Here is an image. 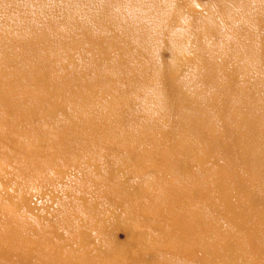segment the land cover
Wrapping results in <instances>:
<instances>
[{
  "label": "bare ground",
  "instance_id": "1",
  "mask_svg": "<svg viewBox=\"0 0 264 264\" xmlns=\"http://www.w3.org/2000/svg\"><path fill=\"white\" fill-rule=\"evenodd\" d=\"M51 1L55 4L58 0ZM230 1H234L235 20H239L238 34L232 31L234 28L228 15L221 10L222 8H217L221 3L223 6V3H231ZM246 1L250 2L249 5L245 4ZM218 3L219 5L212 11L202 14L195 11L196 5L192 0H65L61 16L67 21L68 31H54L52 24H46V28L39 33H33L30 25L22 20L18 31L0 32L2 33L0 40L11 37L13 43L31 62L33 61L28 55L27 47L29 51H38L36 58L38 59V55L41 54L42 61L48 67L45 77H39V81L43 82L38 92H35L32 86L39 84L28 82V77L22 81L24 87L21 92L5 90L7 98L4 103L13 104L16 109L9 107L10 111L6 112V117H1L0 131L7 133L12 130L17 133L19 125L26 122V114L31 115L32 112H36L33 107L45 100L51 109L50 114L60 112L63 116V121L57 123L54 135L51 137L63 144V149L67 152L84 153L90 146L97 145L100 153L105 156H111L112 153L116 156L124 155L122 165L140 164L144 160L160 163L164 167L159 174L161 184L151 181L142 188L137 183L131 184L123 174L119 186L115 184L102 188V182L99 184L89 181L88 184L97 190L92 192V189L86 187V180L82 176L81 181L77 179L80 181L78 184L75 182L78 174L62 168L68 164L67 160L61 158L56 163L53 155L44 154L45 150L42 148L46 146L42 144L49 140L45 134H39L37 143L30 139L20 142L7 138V142L3 143L6 149L2 150V154L11 160L9 165L12 169L6 171L5 164L0 167L2 170L0 192L3 194V199L9 201L20 192V205L25 206L34 217L15 222L3 218L6 216L2 214L0 230L3 243L6 244L1 247L0 243V264H59L48 258L44 259L46 253L43 252L48 239L53 240L57 236L62 238L58 226L75 236L74 240L79 241L82 247H94L88 248L90 250L86 252L88 256L83 260L68 259V264H126L124 260L128 251L123 247L117 250L104 249L102 244L90 237L91 235L83 228V225L88 223L86 221L88 219L79 213L69 211L57 220L58 213L52 212L50 216H46L39 212L37 202L40 194L44 196L52 192L59 197L56 190H59L60 195L63 194L68 198L70 203L81 201L86 216L96 219L95 222L101 230L106 227L109 219L101 218L96 214L100 208L98 198L114 205V209L121 207L128 211L133 221H141L144 218L147 222L149 218V223H144L148 227L142 234L139 232V227L132 229L130 234L133 243L142 242L143 247L146 249L150 247L151 251L155 252L156 261L153 264H174L179 259L178 255L192 251L202 257L203 264H238L239 258L242 264H264V244L259 240V231L264 229V187L249 191L243 179L248 175L255 176L259 183L264 184V168H260L264 165V155L260 154L255 162L250 163L253 168L249 166V162L241 161L242 158L248 160L247 152L250 151V144L258 138L257 133L264 124V82L256 87L243 88L238 76L242 73L249 75L246 71L263 76L264 36L259 35L258 28H264L262 26L264 0H219ZM37 7L45 13L43 0L38 2ZM246 10H250L251 15H247ZM57 11L59 10H55L54 13ZM100 18H104L103 22ZM6 23V28L13 30L12 26ZM78 32H82L89 40L108 38L109 46L116 47L118 54L113 57L108 51L109 47L101 44L99 53L88 52L89 58L83 66L102 67V64L107 62L109 66L106 67V71L109 69L117 71L116 75L111 77L112 88L109 91L114 88L119 90L120 96L116 100L125 108L124 112L127 116L124 119L132 114L136 125L143 126L139 124L144 121L142 111H146V105L149 104L140 100H130L129 89L134 83H138L142 98L146 94L145 91L147 92L146 86L145 91L141 90L145 79H151L152 83L160 82L159 59L163 46L173 47L172 57L176 61L184 59L183 53L187 48L194 47L201 51L193 65L196 71L195 77H199V81L205 79L207 84L221 79L216 85H220L222 97L207 95L197 99L196 103L201 115L189 119L178 114V110L181 109L180 103L183 106V100L175 96L180 92V85L167 88V91L163 88L167 94L157 100L165 109L164 115L168 116L170 112L171 116L168 119L164 116L156 122L162 128L159 131L161 140L154 141L142 137L140 130L135 127L128 131L126 140H119L117 133L113 134L107 127H114L115 130L121 121L117 119L109 123L110 112L104 113L106 107L99 105L97 101L99 95L107 90L96 72L87 85L85 96L70 98L74 94L69 96L66 90L68 88L65 86V76L60 74L59 63L61 54L67 53L68 48L61 46V41L66 33ZM39 36L47 37L48 41H42ZM214 40L216 41L213 42ZM180 65L181 62H176V67ZM57 74L60 77H56ZM80 78L84 82L87 80V77ZM90 85L95 86L90 87ZM11 86L14 87V84L11 83ZM50 87L52 92L48 97L43 96V91ZM197 94L198 92L195 95ZM254 97H257L258 114L256 109H248L245 112L243 109L248 107L246 98L250 101ZM81 98L83 99L80 100ZM66 99L77 100L70 102L66 108L61 106ZM183 99L187 97L184 96ZM92 103V107L86 106ZM221 105L224 106L223 109L219 108ZM77 122L80 124L74 127ZM103 122L107 126L103 127L106 137L102 142L97 140L94 143L97 134L92 133L91 129L100 126ZM67 123L71 128L65 126ZM198 136L201 137L199 141L202 142L203 147L207 148V161L213 166L220 164L221 161L224 164L220 168L216 166L217 170H213L210 174L212 181L207 183L211 185L195 177L191 178L192 184L186 187L183 181L169 172L170 167L173 166L169 162V157L190 154L192 156ZM263 137L264 135L262 136L264 141ZM173 138L178 139L177 144L172 141ZM184 144L185 149L177 150ZM242 147L248 149L244 151ZM163 148L172 150L167 152L165 149L162 150ZM137 149L142 150L140 154L143 160L138 156ZM39 155L41 160L38 158ZM47 163L57 164L53 166L50 175L45 170ZM92 166L97 168L98 163L92 162ZM139 168L140 166H137V172ZM185 168L188 169L189 166ZM126 170L127 175L132 179L134 177L132 171ZM23 175L27 177L24 178ZM191 176H194L193 172ZM29 183H36V186L31 185L38 190L40 187L41 193L40 191L27 193L24 188ZM160 188L162 196L161 193L159 194ZM130 191L140 196V202L145 199L143 207L141 203L139 205L132 202L129 198ZM223 216L228 217L232 224V229H227L229 236L226 235L221 223L218 225V221ZM42 218L50 219V222L54 223L51 230L47 231L48 236L45 229L36 225V220ZM234 227L236 231H233ZM214 230L220 237L209 242L204 235ZM108 241L111 243V240ZM104 244L108 245L105 241ZM189 247L193 248L189 249ZM95 250L101 252L98 262L89 256V253ZM27 251L28 258L25 259L23 253ZM33 257L39 263L32 262ZM138 264L145 263L139 260Z\"/></svg>",
  "mask_w": 264,
  "mask_h": 264
},
{
  "label": "rangeland",
  "instance_id": "2",
  "mask_svg": "<svg viewBox=\"0 0 264 264\" xmlns=\"http://www.w3.org/2000/svg\"><path fill=\"white\" fill-rule=\"evenodd\" d=\"M41 0H0V32L4 33L7 31V33H14L19 30L21 26V21H26L25 24H29L31 31L33 33H39L42 29L46 28V24H52L54 31H68V25L67 21L64 17L61 16L62 8L64 7L65 0H58L55 4L51 0H43L44 1V7H45V13L40 11V9L37 7L38 2ZM194 4L196 5V12L200 13H208L209 11H212L215 7L219 5V0H192ZM231 3H222L217 8H222L221 10L225 12L228 15L229 21L232 24L234 30L233 32L237 33V24L239 23V20H235L234 13L236 9L234 8V1H230ZM249 1H246L245 4L249 5ZM55 10H59L54 13ZM250 10H246L247 15H251ZM23 18V19H21ZM8 22L13 30H8L6 28ZM104 20V18H100V21ZM103 22V21H102ZM264 26V25H262ZM203 29V26L201 27V30ZM260 30L261 36H264V28L260 27L258 28ZM0 33V34H2ZM42 41L47 42V37L39 36ZM109 39L105 38L103 40L99 39H93L89 40L82 32H78L75 34H69L66 33L61 41V46H64L65 48H68L67 53H62L60 56V63H59V70L60 74H63L65 76V86L68 88L66 89L68 91L69 96H74L70 98H80L85 96V90H87V85L89 82L92 81L93 74L96 72L99 77H101V82L105 86L107 92H103L99 95L97 101L99 105L105 106L104 113L110 112V117L108 119V122L110 121H116L119 119L121 121L118 126H116V129L114 130V127H107L105 125V122L101 123L100 126H97L95 128H92L91 131L95 135L94 143L96 141L102 142L104 138L106 137V133L104 131L103 127H107L113 134L114 132L117 133V137L119 140H126L128 131H130L133 127L135 129L140 130V135L142 137H146L148 139H152L154 141L161 140V134L160 130L162 129L160 126L156 124L160 118H164L166 114L164 115L163 111L165 110L162 107V103L157 100L161 98L163 95L166 96L167 93L163 91V88L167 91V88H174L177 85H180L179 93L175 95L177 98H180L183 100V106L181 105V109L178 110V114L180 116H187L190 118H197L201 115L200 110L197 106V99H202L204 96H213L215 98L222 97L221 94V87L218 84L217 81L221 82V79L210 82L209 84L206 83V80L203 79L202 81H199V77L196 76V71L194 68V63L196 61L197 56L201 54V51L197 48H187L186 51L183 53L184 59L181 61L180 59L178 61L174 60L172 57L173 53V47L171 46H163L160 52V59H159V69L161 71L160 75V82L152 83L151 79L147 80L142 85L141 90L145 89V86L147 88V92L145 91V95L140 98V85L138 83H134L130 89H129V99L132 101H142L146 105V111H142L144 113V121H142L139 124L142 125H136L135 124V117L131 114L128 115V117L125 118L126 113L124 112V107L118 103L116 98L120 96V92L117 88L111 89V77H114L116 75V70L109 69L106 71V67L109 66L107 62H104L102 64V67L98 66H90L88 68L84 67L83 64L88 60L89 55L88 52L92 51L95 53H99L100 49L99 47L101 44H105L108 48V51L110 54L115 57L118 54V51L116 50V47H111L108 44ZM214 40L213 42H215ZM28 55L30 59L33 61L31 62L26 55H24L23 52L20 51V48L15 45L12 41L11 37L4 38L3 40H0V119L1 117H6V112L10 111L9 107L12 109H16L15 105L13 104H5L4 100L7 98L6 94L8 91L13 92H21L22 88L24 87V81L25 77H28V82H34L39 85L32 86L34 88L35 92H38L40 90V85L43 82L42 80L39 81V77H45V74L48 71V67L45 65L44 61H42L41 54L37 57L38 51H29V48L27 47ZM181 62V65L179 67H176V62ZM249 73V75L246 74H239L240 78V85L243 88H246L247 86H254L259 85V83L264 82V73L263 76H261L259 73H253L252 71H246ZM262 74V73H261ZM56 77H60L59 74L56 75ZM80 77H87V80L85 82L81 80ZM18 80L20 82H18ZM12 81V82H11ZM17 81V82H16ZM208 81V80H207ZM59 82L62 84V81L59 80ZM144 82V81H142ZM11 83L14 84V87L11 86ZM95 85H90V87H94ZM119 86V85H116ZM143 88V89H142ZM72 89V90H70ZM5 90L7 91L5 93ZM74 90V91H73ZM31 91V89H30ZM52 92V88L50 87L48 90L43 91V96L48 97V95ZM198 92L197 95H195ZM151 96V97H150ZM187 97V99H183V97ZM195 96L196 98L193 99L192 97ZM257 98V97H256ZM256 98L250 99V101L246 98L247 102V108L243 109L245 112L250 109H256L258 114V108L256 106ZM81 98L80 100H82ZM190 99V100H189ZM77 100V99H66L64 104H61L62 107H68L67 105L70 104V102ZM79 100V101H80ZM149 100V101H147ZM14 101V99H12ZM94 101V99H92ZM234 102V101H233ZM92 104H86L88 108L92 107ZM84 106V105H83ZM36 112H32L30 114H26V122L21 123L19 125V131L16 133L15 131H9L7 133H4V131H0V167L4 166L6 171L12 169L11 160L8 157H4L2 154V150L6 149L5 145L3 143L7 142V138H13L14 140H20L21 141H27L30 139V141H33L34 143H37V137H40L39 134H45L49 137V140L46 143H43L42 145L46 146V148H42L45 150V155H53L55 157V162L58 163V160L61 158H64L67 160L68 164L63 166V169H68L70 171H73L77 173V177L75 179V182L79 184L81 181V176L86 180V187H89L92 189V192H97L95 187L88 184L89 181H95L100 184L102 182V188H107L111 186H119L120 184V177L124 174L131 184L137 183L140 187L144 188L148 183L153 181L156 184H161V177L159 176L160 171L164 170V167L160 165V163L157 162H145L141 157V149H137L138 156L143 160L140 164L135 165H122V160L124 155H118L116 156L114 153L111 154V156H105L102 153H100V148L95 146H90L88 150L84 153L78 152L76 153H69L65 149H63V144L60 142H57L54 137H51V135H54L56 125L58 122L63 121V116L61 113H54L50 114L51 109L49 107V104L44 100L40 103H37L35 107ZM32 108V109H33ZM59 108H61L59 106ZM85 108V107H84ZM220 109H223L224 106L221 105L219 107ZM96 110V109H95ZM160 112H158V111ZM16 111V110H15ZM171 113L169 112L168 116H166L165 119L170 118ZM124 119V121H123ZM118 120V121H119ZM18 121V120H16ZM179 122V121H178ZM162 123V122H161ZM80 122H77L74 127L79 125ZM135 124V125H134ZM21 125H24L23 127H20ZM180 125V122H179ZM66 127H70L67 124H65ZM72 127V128H74ZM71 128V127H70ZM168 128V127H167ZM176 128V127H175ZM1 130V126H0ZM177 130V128H176ZM175 131V130H174ZM102 132L101 134H99ZM17 135H16V134ZM166 134V133H165ZM258 138L253 140L252 144H250V151L247 152L248 160L242 158V162H249V166H251L250 163L255 162L258 159V156L261 154L264 155V141L262 140V136L264 135V124L262 125L260 131L257 133ZM139 135V136H140ZM138 138L143 141L140 137ZM201 137L198 136L196 138L197 143H194L195 150L193 155H172L169 157V162L173 164V166L170 167V171L174 177L180 179L183 181L184 185L190 186L192 184L191 178H201L200 180L203 181L206 184L207 181L211 182L212 178L210 174L217 170V167L220 168L224 162H220V164H216V166H213L211 162L207 161L208 158L206 156V149L203 147L202 142L199 141ZM264 138V137H263ZM131 142V138L129 139ZM172 141L177 144L178 139L173 138ZM188 146V145H187ZM185 144L181 147H179L177 150H183L185 149ZM98 151H97V150ZM127 149V148H126ZM166 150L167 152L171 151L170 148H163L162 150ZM244 151L248 149V147H242ZM191 152V150H190ZM189 152V153H190ZM38 158L41 157L40 155ZM264 158V157H263ZM92 162L98 163V167L94 168L92 166ZM240 163V161H239ZM264 164V160H263ZM176 165V166H174ZM192 165V166H190ZM53 166H57V164H51L47 163L45 164V170L50 175L52 174ZM137 166H140L139 171H136ZM186 169L185 167H188ZM264 168V165L260 166V168ZM98 171H96V170ZM120 169V172H119ZM132 171L134 177L130 179V177L127 175V170ZM243 167H241V170ZM255 170V169H254ZM2 171V170H0ZM84 171V173H83ZM110 171V172H109ZM244 171V169H243ZM191 172L194 173V176L190 177ZM4 173V170L3 172ZM241 173V172H240ZM117 174V175H114ZM112 175V177H110ZM26 178L27 176H24ZM79 179V180H77ZM244 179V183L248 186L249 191L254 189H259L260 187H264V184L259 183L255 176H247ZM128 181V182H129ZM36 186V183H31ZM30 183L27 187L24 188V190L27 193L30 192H37L40 191L41 188L38 187L40 190L35 189L34 186H32ZM111 184V185H110ZM114 184V185H113ZM194 185V184H193ZM192 185V186H193ZM61 186V185H60ZM159 187V186H158ZM244 187V186H243ZM2 188V186H0ZM63 188V187H60ZM245 188V187H244ZM61 192V191H60ZM161 193V188L159 189V194ZM56 194L59 195L56 196L52 192L46 193V195L42 196L40 194L39 200L37 202V205L39 206V212L41 214H44L46 216H50L52 212L58 213L57 220L63 215L68 214L69 211H73L76 213H79L82 215V217L88 219V223L83 225V228L86 229L87 233L91 235L90 237L96 239L104 249H111L116 248H125L128 251V255L126 256V260L124 262L126 264H138L139 260L144 262L145 264H153L156 261V254L155 252H152L150 247H143V243H133L131 241V234L130 231L132 229H136L139 227L140 234L143 233V231L148 227L145 226L144 223H149V218L147 219V222L144 220V218L141 221H133L132 216L128 211L123 210L121 207H118V209H114V205L109 204L106 202L105 199L98 198V203L100 208H98V211L96 214H99L101 218L109 219L108 222H106V227L101 230L100 227H98L97 223L95 222L96 219H93V217H87L85 214L84 207L82 206V202L80 201H73L70 203L63 194L60 195L59 190H56ZM158 194V195H159ZM129 198L132 200L133 203H137L144 206L145 199L143 198L142 201H139V197L136 193H133L130 191ZM14 197L13 200H5L3 199V194L0 192V217H2V214H4L6 217L3 216V218H7L9 220H15V222H21L23 219H30L33 216L31 212L28 211V209L25 206L20 205L21 195L20 192H18ZM162 196V193H161ZM100 199V200H99ZM72 204V205H71ZM164 204H167L164 202ZM59 211V212H58ZM234 217V215L232 216ZM56 220V221H57ZM216 220V219H215ZM220 220V219H217ZM216 220V221H217ZM2 221V220H1ZM36 225H40L41 228L46 230V235L48 230H51L53 226V222H50V219L42 218L41 220H36ZM3 223V222H2ZM221 223V224H220ZM221 225L223 229L226 232V235H228L227 229H232L231 221L228 217L223 216L220 221H218V225ZM4 225V224H3ZM1 226V223H0ZM82 226V225H81ZM5 227V226H4ZM99 228V229H96ZM58 230L62 235V238L57 236L55 239L51 240L48 239V243L45 248H43V252L46 253L44 259L48 258L54 262H58L59 264H68L67 260H83L88 255L86 252L90 251L89 249H92L94 247H82L79 241L74 240V237L69 231H65L63 228L58 226ZM233 231H236V227L233 228ZM229 236V235H228ZM260 241L264 244V229L259 231ZM205 238L209 239V242L212 240H217L220 235L216 230L212 232H208L204 235ZM73 240H72V239ZM140 238V237H139ZM229 238V237H228ZM257 238V237H255ZM23 239V238H22ZM142 240V238H140ZM24 240V239H23ZM111 240V243L108 241ZM256 240V239H255ZM104 241L108 244L105 245ZM147 240L145 239L144 242ZM0 243L1 247H3V238H2V232L0 230ZM95 246V245H94ZM245 246V243H244ZM107 247V248H106ZM89 248V249H88ZM193 247H189V249H192ZM49 250H51L49 252ZM262 254V253H261ZM24 258H28V251L23 253ZM101 252L99 250L92 251L89 253V256L91 258H94V261L98 262L100 259ZM35 256V255H34ZM263 256V255H262ZM36 257V256H35ZM179 259L175 261L174 264H203V259L201 256H199L196 252L192 251L190 253L184 254V255H178ZM1 259V254H0ZM43 260V258H42ZM38 262V260L32 258V262ZM238 264H242L240 262V258L237 262ZM48 264V263H46Z\"/></svg>",
  "mask_w": 264,
  "mask_h": 264
}]
</instances>
